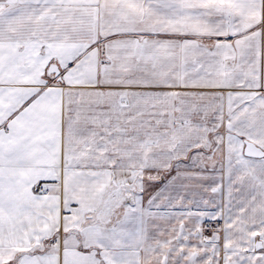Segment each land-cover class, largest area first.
<instances>
[{
    "label": "snow or ice",
    "instance_id": "6c2138e0",
    "mask_svg": "<svg viewBox=\"0 0 264 264\" xmlns=\"http://www.w3.org/2000/svg\"><path fill=\"white\" fill-rule=\"evenodd\" d=\"M0 264H264V0H0Z\"/></svg>",
    "mask_w": 264,
    "mask_h": 264
}]
</instances>
